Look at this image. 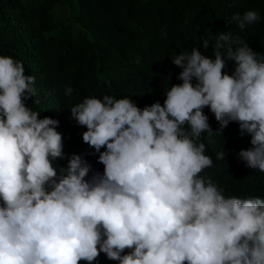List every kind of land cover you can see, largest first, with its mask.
<instances>
[{
  "label": "clouds",
  "instance_id": "9594fccd",
  "mask_svg": "<svg viewBox=\"0 0 264 264\" xmlns=\"http://www.w3.org/2000/svg\"><path fill=\"white\" fill-rule=\"evenodd\" d=\"M259 19L249 10L228 23ZM214 38L215 59L197 47L171 57L182 83L163 105L104 95L71 107L80 149L67 155L61 117L26 104L35 78L0 56V264H98L101 253L110 264H264V199L226 197L201 175L213 160L200 142L214 133L207 107L215 133L236 122L251 136L238 155L264 172V57L232 31Z\"/></svg>",
  "mask_w": 264,
  "mask_h": 264
},
{
  "label": "trees",
  "instance_id": "16d2710c",
  "mask_svg": "<svg viewBox=\"0 0 264 264\" xmlns=\"http://www.w3.org/2000/svg\"><path fill=\"white\" fill-rule=\"evenodd\" d=\"M249 10L260 19L245 30L228 23ZM221 31H232L264 57V0H0V56L23 61L25 75L35 78L36 95L26 104L40 118L61 117L57 131L64 132L66 155L80 149L71 107L104 95L132 98L141 109L163 105L171 85L182 83V69L171 57L197 47L215 59L212 44ZM203 38L210 42L207 49ZM232 64L224 71L231 73ZM204 112L214 133H203L200 142L213 166L201 175L220 184L226 197L264 199V172L238 155L252 147L251 136H241L236 122L215 133L219 123L209 108ZM221 151L223 160L217 159ZM92 169L102 174L104 165ZM97 261L112 262L103 253Z\"/></svg>",
  "mask_w": 264,
  "mask_h": 264
}]
</instances>
